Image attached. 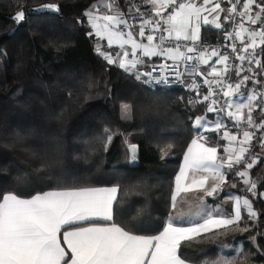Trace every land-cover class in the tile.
Returning <instances> with one entry per match:
<instances>
[{
  "label": "trees",
  "instance_id": "trees-1",
  "mask_svg": "<svg viewBox=\"0 0 264 264\" xmlns=\"http://www.w3.org/2000/svg\"><path fill=\"white\" fill-rule=\"evenodd\" d=\"M94 1L0 0V192L117 185L113 222H131L134 233L155 235L170 213L173 178L184 151L199 133L194 119L211 113L203 103L189 101L191 91L146 85L98 55L84 15ZM44 2L58 3L62 15L28 14L6 35L14 21L5 14ZM221 30L204 26L201 41L218 40ZM259 54L264 65V45ZM205 135L208 143H221L216 132ZM129 143L138 145L136 164L130 162ZM251 173L259 174L257 194L240 180L230 189L251 198L258 219L244 214L247 232L183 241L184 259L215 264L241 243L247 255L242 264H264V197L259 193L264 191V154ZM225 189L211 200L221 199ZM223 244L232 249L223 250Z\"/></svg>",
  "mask_w": 264,
  "mask_h": 264
},
{
  "label": "snow or ice",
  "instance_id": "snow-or-ice-1",
  "mask_svg": "<svg viewBox=\"0 0 264 264\" xmlns=\"http://www.w3.org/2000/svg\"><path fill=\"white\" fill-rule=\"evenodd\" d=\"M145 2L152 5L155 17L158 18L143 19L140 22L139 37H145V29H150V34L146 36L147 43L138 42L131 30L127 32L113 30L118 29L120 25L128 29L133 26L124 19L122 12L114 10L112 0L105 5L111 14H102L98 5H92V8L84 13L93 29L88 35L94 34L100 39L106 37L109 47L119 44L123 49L124 45H131L130 52L124 50L115 55L97 47L95 51L108 64H117L125 72L133 73L137 79H140L141 75L152 77V72H155L156 68L144 73L137 70V66L143 63L137 55L139 49L143 57L162 55L171 59L174 64H161L160 70L171 68L179 77L181 73L175 62L193 60L194 57L187 53L196 52V48L186 46L184 52L180 50L179 45L175 48H165L163 45L170 38L190 41L194 45L200 38L202 24L214 25L216 28L223 27L220 22V12H225V20H233L236 16L242 18L236 26L238 31L234 29L233 32L225 33L229 39L234 37L241 39L240 52L245 54H240L235 44L231 46L232 51L237 53V59L248 60L250 64L255 63L264 67L255 53V48L258 46L257 37L259 44L264 45V27L255 30L245 27L244 23L246 20L250 25H264V4H256V0H244L242 9L238 11L237 5L241 0L235 2L228 0L231 4L230 8H222L220 0H216L214 4L213 0H203L200 4L196 0H145ZM254 4L259 8L255 13H253ZM43 10L59 12L60 7L57 3H46L37 9H32V11ZM163 12L168 14L163 15ZM209 16H212L211 20ZM25 18L23 8L11 17L17 25ZM77 20L79 22V18ZM100 21L104 23L101 24ZM244 33L248 34L249 42L246 44L243 41ZM154 40H158V43H153ZM207 53L208 50L204 49L195 59L201 64H208L211 57H217L215 63L225 65V68L218 70L213 67L207 74L213 76V79L209 80L207 76L204 79V84L208 88L207 94L202 97V102H209L206 109L209 113L224 112L229 121H234L237 129H241L243 125L240 133L242 138L238 139V134L228 131V125L223 121L213 120V126L209 127L204 116L195 119L197 129L215 133L223 128L221 139L228 141V146L223 149L225 155L218 158V148L207 146L208 137L198 134L197 138L191 140L183 156L184 164L175 177V190L171 196L173 209L177 206L178 198L183 199L182 193L193 191L203 193L198 197L199 209L200 205L204 204L205 197H212L222 189L227 179L225 168L233 176H239L243 183L249 186L248 191L255 194L256 184L251 181L249 170L259 162V156L250 154L256 134L248 129H264V117L260 118L259 123L253 118L254 102L258 97L255 92L251 95L247 93V82L253 77L245 74L238 82L227 83V79H231L227 67L230 57L222 55L215 48L211 50L210 55ZM243 71V68H237L235 75L241 76ZM248 71L251 72L252 69L249 68ZM162 80L166 81V77ZM156 82L160 83L161 80ZM193 88H198V85L194 84ZM242 88L245 89L244 92L241 91ZM221 94L223 100L218 98ZM260 99H264V94H261ZM256 106L264 112V103ZM123 107L124 110L128 108L127 105ZM107 139L111 143L112 137L108 136ZM259 143L261 148H264V136ZM234 144H238L239 147H233ZM129 150L131 159L135 161L137 145H129ZM246 154H248L247 159ZM236 165H243V170H234ZM209 180L212 181L211 184ZM232 187L235 188L236 184L234 183ZM117 192V187L66 188L28 195L16 190L0 192V264H185V259L181 258L183 241H191L209 232L215 234L222 231L223 234H227L233 229L247 232L249 230L247 226L240 228V222L244 219L242 208L247 214V219H258L252 202L248 198L237 196L230 197L234 199V214L217 213L213 216L208 210H204L201 217L203 222H196L193 227L174 226L172 222L174 218L169 217L167 225L158 235H137L134 234L135 225L131 222H124L123 226L120 222H112L113 204L117 199ZM179 215L182 216L183 213Z\"/></svg>",
  "mask_w": 264,
  "mask_h": 264
},
{
  "label": "crops",
  "instance_id": "crops-1",
  "mask_svg": "<svg viewBox=\"0 0 264 264\" xmlns=\"http://www.w3.org/2000/svg\"><path fill=\"white\" fill-rule=\"evenodd\" d=\"M108 2H109V0H95L90 5V7L88 8V10L92 8V5H98V7L100 8L102 14H111L105 8V5ZM112 2L114 4V6H115L114 7V10H118V11L122 12L124 14V19H126L128 21V23L133 26L131 29H128L124 25H120L118 27V29H113V30H122V31H125V32L131 30V31H133L134 38H136L138 42L147 43L146 36L148 34H150V29L149 28H146L145 29V37H139L138 32H139V25H140L141 20L153 18L152 17L153 15H151L150 17H147V18H145V17H143L141 15L142 14V10H145L147 12L154 13V10L152 8V5L149 4V3H146L145 0H112ZM196 2L198 4H200V3L203 2V0H196ZM215 2H216V0H213V4ZM243 2H244V0H241V3L242 4H243ZM220 3H221V7L222 8H228V2H226L225 0L224 1H220ZM256 4H259L258 3V0H256ZM256 4L253 5V13L259 11V8L256 7ZM209 7H211V5H209ZM137 9H139V11H137ZM168 11H171V9H168ZM167 14L168 13L165 12V15H167ZM204 15H208V13H204ZM213 15H215V14H213ZM225 15H226L225 12H220V22L222 23L223 27L228 23V20H225L224 19V16ZM86 19H87V17H86ZM153 19H155V18H153ZM209 19L211 20L212 19V16H209ZM100 23L103 24L104 22L103 21H100ZM244 23H245V27H250L251 29L259 30V25H250V23L247 22L246 20L244 21ZM204 26H212V27L216 28L214 25H203L202 24L201 30H200V33H199V37L200 38H199L198 41L201 40V31H202V28ZM218 29H221V28H218ZM91 30L93 32V29L92 28H91ZM165 35H167V34L165 33ZM243 35L245 36V35H248V34L247 33H244ZM95 38L97 40V46L98 47L104 49L105 51H107L109 53H113L114 55L116 53H122L124 50H128L129 52L131 50V45H124V48L123 49L120 48L119 44H113L111 47H109L108 46V43H107V38L106 37L104 39H100L99 37H96L95 36ZM125 39H126V37H125ZM179 41H184V40H179ZM179 41L175 40L174 38H170V39H168L166 41V43L163 45V47H165V48H168V47L175 48L177 45H179L178 44ZM248 42L249 41H246V43H248ZM153 43H155V42H153ZM257 45L258 46L256 47V49H258V50H260V48L263 46L262 44H259V37H257ZM179 46H180V50L181 51H185L181 45H179ZM137 55H138V57H140L143 60V63H141V64H139L137 66V70L138 71L139 70H142L145 67H147L148 64H149V62H151L153 60H159V59H163V58L168 59V60H171L168 57L162 56V55H156V56H152V57H143L142 56V52L139 49L137 50ZM207 55H210V51H208ZM222 55H225V54H222ZM129 58H131V57H129ZM258 59L261 60V55L260 54L258 55ZM216 60H217V57H211L209 59L208 64H201L200 63L199 75L201 77H203V78H205L207 76V78L209 79V78H212L213 76L207 75V74L212 71V68L213 67H215L218 70H223L225 68V65L215 63ZM227 64H228V62H227ZM115 65H117V64H115ZM256 72H257V75H258L257 76V79H258V81H260L259 85L264 90V87L262 85V79H264V67L258 66L256 68ZM249 95H251V94H249ZM244 111L246 113L247 110L245 109ZM205 115L210 116V117H216L213 112L211 114H209V115L208 114H205ZM222 121L224 122L225 125H228L224 120H222ZM198 130H199V133L198 134H202L204 136H206L205 135L206 132H209V131H200V129H198ZM227 130L230 131L233 134H238V139L239 138H242V135L240 134L241 132H233L229 128V125H228V129ZM223 131H224V129L222 128L220 132H216L218 138L221 139V136H222ZM195 138H197V135L193 139H195ZM190 143H191V141L189 142V144ZM131 144H135V143H129V145H131ZM135 145H137V144H135ZM207 146H216L218 148V158H219V157H223L225 155L223 149H224V147L228 146V141L221 139V143L220 144H212V143H208L207 142ZM232 146L233 147H239L238 144H234ZM258 146H260V145H258ZM137 147H138V145H137ZM187 147H186V149L184 151V154L187 151ZM259 148L262 150V151H260L261 152V156H262V154H264V148H261V146ZM184 154H183V156H184ZM183 156H182V159L180 161L179 168H178V170H177V172H176V174L174 175V178H173V186H172L171 196H172V194L174 193V190H175V177L179 174L180 168L184 164ZM138 158H139V149H138V152H137V159L135 161H133L131 159V152H130V162L131 163H134V164L138 163V160H139ZM256 165H254V166H256ZM241 170H243V167L241 168ZM224 171L227 173V179H226V182L222 185V189L223 188H226V189H225L224 195H223V197L221 199L216 200V201H212L211 200V199L217 198L218 197V194L221 192L222 189L217 194H215L212 197H205L204 204L203 205H200V208L198 209L197 208V204L199 203L198 197L200 195H202L203 193L197 192V191H193V192H189V193H182L181 194V197L183 199L178 198L177 206H176L175 209L172 208V202H171V210H170V213L168 214V216L166 217V222H165L164 227L167 225V222H168L169 217H173L174 218L173 221H172L173 224H174V226H177V227H193V226H195V223L196 222H201V223L203 222V220H202L201 217L203 216L204 210H208V212L211 215H213V216L217 215V213H219L221 215L229 214V213L230 214H234V199H231L230 197H237L238 196V197H241V198H248L252 202L251 198L248 195H245L243 193L241 194V193L236 192L235 190H232V189H234L232 187V185L234 183L236 184L237 187H239L237 181L240 180V182L242 184H244L243 183V180L239 176H234V178H231L230 175H229L230 172L226 168L224 169ZM249 171H250V179H252V182H254L255 177H257L259 174L255 175V177H254L252 175V173H251V170H249ZM198 175H201V174H198ZM202 175H207V173H202ZM257 182H258V180L255 181V184L256 185H257ZM211 183H212V181L209 180V184H211ZM87 187H95V188H111V187H117L118 188V192H119V187L117 185H100V186H87ZM244 187H247L248 188L249 186L244 184ZM76 188H79V187H76ZM230 188H232V189H230ZM63 189H66V188H62V189H49V190H46V191L63 190ZM118 192L116 194V197L118 196ZM250 192H252V191H250ZM254 192H255V194H257L258 193V190L255 189ZM259 193L264 197V191H260ZM252 205H253V203H252ZM253 209L256 211V209L254 208V206H253ZM181 212L183 213L182 216L179 215ZM113 214H114V204H113ZM244 214H246V212L242 208V216L243 217H244ZM176 217H178V218H176ZM243 220L244 219H242L241 222H240V228L245 227V225L242 224V221ZM105 223H111V222H105ZM238 231H241V230L240 229H233V230L229 231L227 234L234 233V232H238ZM159 233H157L155 235H158ZM134 234H136V233H134ZM137 235H142V234H137ZM223 235H226V234H223L222 231L221 232H217L215 234L213 232H209V233L202 234L201 236H198V237H195V238L201 237V238L216 239V238H218L220 236H223ZM146 236H152V235H146ZM232 246H233L232 244H223L222 245V249L223 250H230V249H232ZM241 247H242V244L241 243H238V244L234 245L233 249L237 253L238 250H239V252L241 251L240 250ZM224 256L225 257H231L232 255H228L227 253H222L218 257V259L215 261V264H217V262H220L222 260V257H224ZM181 258L184 259L182 256H181ZM185 264H196V263L191 262V261H188V260L185 259Z\"/></svg>",
  "mask_w": 264,
  "mask_h": 264
},
{
  "label": "built area",
  "instance_id": "built-area-1",
  "mask_svg": "<svg viewBox=\"0 0 264 264\" xmlns=\"http://www.w3.org/2000/svg\"><path fill=\"white\" fill-rule=\"evenodd\" d=\"M220 1H224V0H220ZM226 2H228V0H225ZM233 2H235V0H233ZM259 4H264V0H258ZM242 3L240 2V4L237 5V10L240 11L242 9ZM231 7V4L228 2V8ZM163 15H165V12L162 13ZM143 17L147 18L150 17L151 15H153L152 17L155 19H158L157 17H155V13L152 12H147L145 10H142V14ZM242 20L241 17L236 16L233 20H228V23L222 28L221 30V34L219 36V39L216 41H211V42H206V41H196L195 44L193 45L192 42L190 41H179L178 44L181 45L183 47V49L185 50L184 52H186V46L187 47H195L196 48V52L193 53H187L188 55H191L194 57L193 60L191 61H177L175 62L176 64H178L179 66V72L181 73V75L178 77L176 74H174L171 70V68L169 69H165L163 71L160 70V65L161 64H168V65H173L174 62L172 60H168V59H159V60H153L151 62H149L148 66L143 68L142 70H139L140 73H144V72H149L152 71L153 68H156L155 72H152V77H148V76H144L141 75L140 79H138L139 81H142L144 84L148 85V84H154L155 86H164V87H183L184 89H187L189 91H191V93L193 94L190 98L189 101L194 103V102H201L203 104L206 105L209 102H202V97L203 95L207 94V88L208 86L204 84V79L203 77H201L199 75V67H200V63L197 59H195V57L199 54V52L203 51L204 49H207L208 51L211 52V50L213 48H215L218 52H220L221 54H225L228 55L230 57L227 67L229 68V72H228V76L231 77V79H227V83H236L238 82L243 75H249L252 76L253 79L247 82V93L251 94L252 92H255L257 94L258 100L256 102H254V111H253V118L257 121V123H259L260 118L264 116V112L261 111L260 107H257L256 104L259 103H264V99H260L261 94H264V90L260 87L259 83H256V81H258L257 79V72H256V68L258 67L255 63H249L248 60L245 61H240L239 59H237V53H234L232 51V44H235L237 47V51L240 52V49L242 48V43H241V39L240 38H236L234 37L233 39H229L225 33L226 32H233L234 29L235 30H239L236 26L238 25V23ZM259 25V29L261 27H264V25ZM92 31V30H91ZM157 36L159 34H156ZM243 41L246 44V41H248V35H243ZM155 43H158V40H154ZM249 51H251V49H249ZM255 53H256V58H258L259 55V50L255 48ZM240 54H245L243 52H240ZM237 68H243V72L241 73V76H236L235 72ZM251 68L252 71L249 72L248 69ZM163 77H166V81L162 80ZM212 78H209V80H212ZM157 80H161L160 83H157ZM198 85V88H193V85ZM213 87H215V85H213ZM242 92L245 91L244 88L241 89ZM219 99L223 100L224 98L222 97V94L218 97ZM215 116H217L218 118L224 120L228 125L229 128L233 131V132H242L243 129V125L241 126V129H237L234 126V121H229L226 114L224 112H213ZM249 131H253L255 132V139L252 141V147L250 149V154L251 155H258L259 158L261 156V152L259 150H255L254 147L256 145H260L259 141L261 139L262 136H264V129H260L257 130L255 128L253 129H248ZM248 154H246V159H247ZM244 167L243 165H236L235 169H240Z\"/></svg>",
  "mask_w": 264,
  "mask_h": 264
},
{
  "label": "rangeland",
  "instance_id": "rangeland-1",
  "mask_svg": "<svg viewBox=\"0 0 264 264\" xmlns=\"http://www.w3.org/2000/svg\"><path fill=\"white\" fill-rule=\"evenodd\" d=\"M1 72H2V69H1V63H0V74H1ZM262 85L264 87V79H262ZM125 112H126L125 115L127 116V118L128 117L130 118L131 117V111H130L129 106H128L127 110H125ZM200 116H204L207 119V122H208L207 126H209V127L213 126L212 125L213 120L222 121V119L218 118L217 116L216 117H210V116H207L204 114V115H199L197 117H200ZM197 117H195V119ZM195 119H194V124H195ZM200 131H204V129H200ZM259 151H262V150L259 148ZM257 180H258V176L255 177L254 182ZM251 181H252V179H251ZM240 250H241V254L239 253V250H238V252L233 254L231 257H225V256L222 257V260L220 262H217V264H242V263L246 262L247 255L243 252L242 247Z\"/></svg>",
  "mask_w": 264,
  "mask_h": 264
},
{
  "label": "water",
  "instance_id": "water-1",
  "mask_svg": "<svg viewBox=\"0 0 264 264\" xmlns=\"http://www.w3.org/2000/svg\"><path fill=\"white\" fill-rule=\"evenodd\" d=\"M46 3H56V2H44V3H41V4H37V5L23 6V7H21L20 9H18L17 11H19V10H21V9L23 8V9L25 10L26 18H27V15H28V14H39V13H54V14L62 15V11H61V9H60L59 12H54V11H51V10L32 11V9H37V8H39L41 5L46 4ZM57 4H58V3H57ZM58 5H59V4H58ZM59 7H60V5H59ZM17 11H16V12H17ZM16 12H14V13H12V14H5V17L11 19V17H13V16L16 14ZM26 18H25V20L22 21L19 25H17V24L14 22L12 28L10 29V31H9L6 35H10V34H12L13 32H15L16 29H17L18 27H20L22 24H24V22L26 21ZM12 20H13V19H12ZM79 23H81V17H79Z\"/></svg>",
  "mask_w": 264,
  "mask_h": 264
}]
</instances>
